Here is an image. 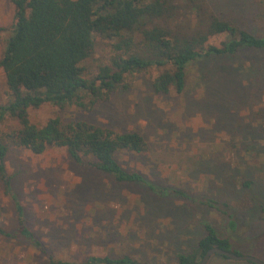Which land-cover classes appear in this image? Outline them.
<instances>
[{
  "label": "rangeland",
  "instance_id": "obj_1",
  "mask_svg": "<svg viewBox=\"0 0 264 264\" xmlns=\"http://www.w3.org/2000/svg\"><path fill=\"white\" fill-rule=\"evenodd\" d=\"M204 2L221 19L264 36V0ZM13 19L12 0H0V58ZM179 23L191 30L198 26L199 13L183 9L171 27ZM132 37V50H140L141 33ZM118 41L96 36L92 54L81 64L86 78L95 77L114 57H127L126 46H115ZM165 70L172 71V65L125 74L121 86L95 107L87 96V108L44 103L31 107L29 116L37 125L59 116L64 123L87 120L119 132H139L146 150L120 151L118 162L176 192L163 195L139 183L119 182L95 167V158L87 155L77 162L66 147L35 154L11 146L6 167L12 191L44 251L27 240L0 234V264H44L48 254L80 262L91 255L130 254L143 264H178V253L196 248L205 223L221 236L232 237L233 251L264 261V49L243 47L233 55L194 61L182 92L174 87L155 92L153 82ZM7 90L0 67L1 104L8 103ZM18 127L16 119L7 117L0 123V137ZM249 181L250 186L245 184ZM205 198L227 204L239 226L236 232L225 231L223 207L210 206L202 201ZM0 227L7 232L17 228L14 202L1 179ZM207 264L253 262L214 254Z\"/></svg>",
  "mask_w": 264,
  "mask_h": 264
},
{
  "label": "trees",
  "instance_id": "obj_2",
  "mask_svg": "<svg viewBox=\"0 0 264 264\" xmlns=\"http://www.w3.org/2000/svg\"><path fill=\"white\" fill-rule=\"evenodd\" d=\"M204 1L12 0L11 35L0 58L8 86V103H0V123L11 117L18 121L19 127L0 137V179L5 193L14 202L17 228L7 232L0 227L1 235L27 240L44 251L42 242L27 225L23 207L12 191L6 167L11 146L24 147L35 154H42L54 146L66 147L77 162L87 155L95 158V167L119 182L139 183L163 195L176 192L156 186L142 173L127 170L118 162L116 154L120 151L140 153L146 150L147 143L139 132H119L87 120L74 119L64 123L59 116L37 125L31 121L29 109L44 103L60 108L73 104L87 108V96H90L89 105L95 107L121 86L125 74L154 65L170 64L173 67L172 71L165 70L155 78L156 93H167L172 87L182 92L186 86L187 68L194 61L209 56L233 55L243 47L264 49V36H256L221 19L207 9ZM183 9L197 10L198 26L191 30L184 29L180 23L176 29L171 27ZM2 30L4 28L0 27V32ZM135 32L142 36L138 51L132 50ZM97 35L119 39L115 46L118 49L126 46L128 55L114 57L110 64L100 67L95 77L88 79L81 64L92 54ZM212 38L219 39V43H212ZM245 184L250 186L251 182ZM178 192L186 196V193ZM202 201L223 207L227 215V233L228 228L234 232L238 230L234 213L225 208L227 204L211 198ZM204 229L205 234L194 251L178 253V264H200L205 253L215 246L232 250V237L221 236L209 223L204 224ZM48 255L44 264H143L130 254L118 257L91 255L81 262Z\"/></svg>",
  "mask_w": 264,
  "mask_h": 264
},
{
  "label": "water",
  "instance_id": "obj_3",
  "mask_svg": "<svg viewBox=\"0 0 264 264\" xmlns=\"http://www.w3.org/2000/svg\"><path fill=\"white\" fill-rule=\"evenodd\" d=\"M214 254L223 255V256H226V257H229L235 260L251 261L254 264H264V261L260 260L259 258L255 256L242 255V254L236 253L233 250H226L218 246L210 248L203 256L202 260L200 261V264H207L210 257Z\"/></svg>",
  "mask_w": 264,
  "mask_h": 264
}]
</instances>
